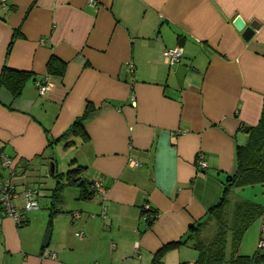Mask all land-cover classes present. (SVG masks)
Masks as SVG:
<instances>
[{"label":"crops","instance_id":"1","mask_svg":"<svg viewBox=\"0 0 264 264\" xmlns=\"http://www.w3.org/2000/svg\"><path fill=\"white\" fill-rule=\"evenodd\" d=\"M6 1L0 74L8 65L32 77L19 97L0 89V147L20 174L12 180L16 189L36 190L39 207L25 210L20 195L16 206L26 222L19 225L0 206V264H151L163 245L199 225L190 244L166 252L164 264L196 263L199 250L191 243L211 241L221 227L229 258L236 230L254 215L236 253L253 254L264 183L234 187L222 219L208 210L236 169V146L249 138L244 127L262 114L264 0ZM237 16L257 25L250 40L235 26ZM174 47L183 56L170 66L163 50ZM52 56L66 64L62 75L48 73ZM46 76L52 88L40 94L36 81ZM88 104L95 108L85 123L88 138L51 144ZM63 143L83 166V180L101 178L105 193L84 199L77 186H66V211L50 222L54 186L31 187L29 173L49 167L50 149ZM6 173L0 167V185ZM145 203L158 215L152 225L143 217Z\"/></svg>","mask_w":264,"mask_h":264},{"label":"trees","instance_id":"2","mask_svg":"<svg viewBox=\"0 0 264 264\" xmlns=\"http://www.w3.org/2000/svg\"><path fill=\"white\" fill-rule=\"evenodd\" d=\"M19 34L18 30L14 32L10 45L8 46V53L11 51L13 43ZM65 66L66 64L64 62L60 61L56 56H52L47 65L48 73L62 75L65 71ZM31 77L32 73L30 71L4 65L0 74V89L5 88L9 90L15 98L19 97L22 94L26 82ZM94 112L95 108L88 104L84 113L76 118L71 127L64 134L56 139L50 140L51 144H58L64 140L65 145L69 146L71 144L69 138L73 136H81L87 139L88 133L85 129V123ZM244 128L249 134L248 141L245 144H238L236 146V169L228 177L221 199L208 210L210 216L215 215L216 217L218 214L220 219H222L223 216L221 215L229 202L230 192L234 187L264 183V102L258 124L246 126ZM70 164L72 166L66 172H58L56 168L55 173L52 175L55 179V185L50 194V222L53 221L55 215L66 211L63 209V190L66 186H77L80 189V197L84 199L92 197L96 193L91 189L93 182H90L88 185L81 176L83 166L77 164L75 159H72ZM244 203H247L249 206L250 204L252 205V203L248 201ZM252 206L254 209L258 210V206L254 204ZM154 212L157 213L155 210ZM254 218L253 215L245 224L241 225V227L236 230L237 232L233 237L235 253L232 257H227L225 227H221V231L211 241H201L197 244L191 243L193 247L199 250V255L195 264H264V250L259 247L251 255L236 254L241 234ZM155 219L156 218L148 219L147 221L152 225ZM25 222L24 219L22 224ZM200 230V225L195 227L192 226L191 230L184 238L163 245L154 253L151 264H164L163 258L166 252L183 244H190L191 240L195 235L199 234Z\"/></svg>","mask_w":264,"mask_h":264},{"label":"built area","instance_id":"3","mask_svg":"<svg viewBox=\"0 0 264 264\" xmlns=\"http://www.w3.org/2000/svg\"><path fill=\"white\" fill-rule=\"evenodd\" d=\"M0 7L6 8L7 1L0 0ZM163 55L166 59V62L173 66L177 64L182 56L183 49L181 47L174 48H165L163 50ZM134 69L133 64H129V70L132 71ZM36 86L40 94L46 93L48 90L52 88L49 77L46 76L43 79L36 81ZM135 102V100L133 101ZM135 165H138L139 162L133 161ZM199 165L201 167L207 166V161L203 154L199 156ZM0 167L7 171L6 175L1 179L0 185V206L4 210L7 215L12 216L16 222L20 225L24 221V217L22 212L16 206V199L21 195L23 200V208L25 210L34 209L39 207L38 202V193L36 190L32 188H25V190L20 194L13 184L12 180L19 176L20 174L17 172L16 168L13 167L12 158L9 154L2 150L0 147ZM26 174H22V177H25ZM91 189L98 193H105V188L103 186V180L101 178H97L93 181L91 185ZM142 212L144 219H154L157 218V213L154 212L151 205L149 203H145L142 206ZM106 214V207H103V215ZM76 217H79V213L74 214ZM78 235H81V232H78ZM258 247L264 250V209L261 214V229L260 236L258 239ZM128 264H134L132 262ZM195 264V263H191Z\"/></svg>","mask_w":264,"mask_h":264},{"label":"rangeland","instance_id":"4","mask_svg":"<svg viewBox=\"0 0 264 264\" xmlns=\"http://www.w3.org/2000/svg\"><path fill=\"white\" fill-rule=\"evenodd\" d=\"M69 147H65L64 143L59 145H54L51 149V155L53 156L54 161L58 165V172H66L69 167L72 165L70 164V161L73 159V152L71 149L69 150ZM49 170L48 166H35L34 168L30 169V177H29V183L32 185L31 187L47 190L49 186L55 185V179L51 175H47V171ZM22 174L23 171H20ZM28 176V173L26 174ZM74 187H69V189H73ZM68 197V196H67ZM51 200V199H50ZM44 206L43 200L40 202V206ZM39 210H42L40 208ZM230 244L228 245L229 248Z\"/></svg>","mask_w":264,"mask_h":264},{"label":"water","instance_id":"5","mask_svg":"<svg viewBox=\"0 0 264 264\" xmlns=\"http://www.w3.org/2000/svg\"><path fill=\"white\" fill-rule=\"evenodd\" d=\"M234 24L239 30H242V35L246 40H250L252 38L257 28V25L255 24L246 26V22L241 16L236 17ZM55 169H56V162L53 160L50 162L49 171L47 172V175H53L55 173ZM51 237H52V228L48 227L44 235L42 247L47 248L49 246Z\"/></svg>","mask_w":264,"mask_h":264}]
</instances>
